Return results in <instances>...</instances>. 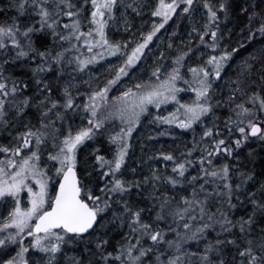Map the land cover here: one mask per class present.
Instances as JSON below:
<instances>
[{
  "label": "snow or ice",
  "instance_id": "snow-or-ice-1",
  "mask_svg": "<svg viewBox=\"0 0 264 264\" xmlns=\"http://www.w3.org/2000/svg\"><path fill=\"white\" fill-rule=\"evenodd\" d=\"M0 264H264V0L0 7Z\"/></svg>",
  "mask_w": 264,
  "mask_h": 264
},
{
  "label": "rangeland",
  "instance_id": "rangeland-1",
  "mask_svg": "<svg viewBox=\"0 0 264 264\" xmlns=\"http://www.w3.org/2000/svg\"><path fill=\"white\" fill-rule=\"evenodd\" d=\"M139 24H140V21L138 19L137 25L139 26ZM145 27L146 28L150 27V24L146 25ZM169 31H171V29H169ZM121 34H123V33H121ZM158 35L161 36L162 39H164V40H166L168 37V33L164 32V30H161V33H159ZM118 38H120V36ZM177 43H179V39H177ZM153 47H155V46L153 45ZM116 94H118V93H116V92L112 93V95H116ZM185 98L187 99V97H185ZM167 107H168L169 111L172 110L171 106H167ZM162 111H163V109H162ZM163 114L166 115L167 113L163 112ZM157 131H159V129H157L154 125H147V123L145 122L144 126H142L140 128V130L134 134V135L143 139L144 144H145V149H144L145 152H151V150L153 148L159 149V148L163 147L164 149H168L172 145V140L170 137H156L155 140H151V141L147 139V137L149 135L155 136ZM175 131L179 132L180 130L175 129ZM187 137H188L187 135L184 137H181V142L189 141ZM137 145H138V142H137ZM134 152H135L136 157L140 156L141 152H140L139 146L135 147ZM129 162L131 163L133 161H129ZM149 163H153V162L150 161ZM159 167L161 169H163L162 164L159 165ZM145 170H147L146 166H145ZM190 171H192V169H190Z\"/></svg>",
  "mask_w": 264,
  "mask_h": 264
},
{
  "label": "trees",
  "instance_id": "trees-1",
  "mask_svg": "<svg viewBox=\"0 0 264 264\" xmlns=\"http://www.w3.org/2000/svg\"><path fill=\"white\" fill-rule=\"evenodd\" d=\"M8 0H0V7H4L7 4ZM119 36H117L116 38H118ZM188 137V140L190 141L192 138V134L189 132L186 134Z\"/></svg>",
  "mask_w": 264,
  "mask_h": 264
}]
</instances>
